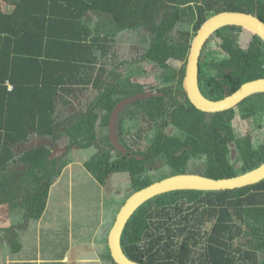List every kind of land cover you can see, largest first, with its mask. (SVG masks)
Masks as SVG:
<instances>
[{
  "label": "trees",
  "instance_id": "trees-1",
  "mask_svg": "<svg viewBox=\"0 0 264 264\" xmlns=\"http://www.w3.org/2000/svg\"><path fill=\"white\" fill-rule=\"evenodd\" d=\"M3 1L0 205L9 203L12 228L41 219L56 178L75 163V149L95 150L82 166L101 186L109 176L127 174L131 194L174 174L224 178L264 163V92L232 109L206 112L183 88L200 26L228 10L257 13L264 21V0H7L11 12L3 10ZM241 32V26L222 27L213 35L218 47L211 38L204 47L198 82L207 98L222 99L264 77V40L254 34L243 47ZM124 44L138 47V56L119 61ZM143 62L159 68L152 83L144 81L152 76ZM148 88L161 94L128 105L120 115L118 135L132 156L125 155L110 141L111 113L121 100ZM84 90L94 94L85 108L67 110ZM236 118L248 120L260 138L240 131ZM35 135L51 144L22 149ZM61 140L65 153L55 155ZM232 147L240 166L231 159ZM158 165L168 168L164 177L156 176ZM90 211L95 214L89 220L83 216L88 224L76 228L87 241L103 214ZM196 245L204 248L198 260ZM122 247L143 264H264V179L235 189L158 195L128 221ZM97 253L102 264H117L107 244Z\"/></svg>",
  "mask_w": 264,
  "mask_h": 264
},
{
  "label": "water",
  "instance_id": "water-1",
  "mask_svg": "<svg viewBox=\"0 0 264 264\" xmlns=\"http://www.w3.org/2000/svg\"><path fill=\"white\" fill-rule=\"evenodd\" d=\"M230 25L242 26L264 40V21L259 18L257 13L221 11L209 17L200 26L191 43L183 79V88L191 103L202 111L221 112L229 110L236 107L248 96L264 92V77H261L243 83L235 92L222 99L213 100L202 94L198 82L202 49L216 31ZM160 94L159 91H145L124 98L114 107L109 121V137L113 146L121 153L132 156V154H128V149L121 142L118 135V124L124 108L138 100ZM42 142L48 144L50 141L44 140ZM263 179L264 163L243 174L224 178H212L198 173L174 174L134 191L121 206L108 233L107 245L113 260L117 264H143L127 256L122 247V236L128 221L136 210L150 199L175 190L218 191L241 188L258 183Z\"/></svg>",
  "mask_w": 264,
  "mask_h": 264
},
{
  "label": "rangeland",
  "instance_id": "rangeland-1",
  "mask_svg": "<svg viewBox=\"0 0 264 264\" xmlns=\"http://www.w3.org/2000/svg\"><path fill=\"white\" fill-rule=\"evenodd\" d=\"M248 31L243 30L241 32V41L243 45L247 43L249 37L252 34L251 31ZM211 40L212 47L217 48V43L219 42L217 36H213ZM118 50L119 61L124 59L131 60V58L137 57L140 52V49L138 47L131 44L120 45L118 47ZM170 63L174 66H180L182 64L180 61L174 59H171ZM142 65L148 68V74L152 76L145 79L144 81L148 80L146 83H152L154 81V75L159 71L158 66H156L154 63L149 62H143ZM120 71H124V68L121 67ZM147 90L149 91L150 89L148 88ZM93 96L94 94H91V90H84L82 93H80V97H76L74 99L73 104L69 106L67 110H83L86 106L85 104L88 98ZM234 123L240 131L245 134H249L251 138H254L255 136L257 138H260V136H258V133L256 135V132L254 133L250 130L251 126L248 124V120H241L240 118H236L234 120ZM38 139L39 138L37 137H32L28 143L23 144V147L30 148L44 143L40 142V140ZM48 144H51V142H49ZM65 146L66 143H64L62 140L58 141V143L55 144V155H59L64 152ZM94 152L95 150L90 148L85 150L75 149L73 153V159L75 160V163L70 166L71 169H65L62 175L56 178L55 186L52 187L50 198L48 200L47 212L45 213L48 219L51 220V227L54 228L58 232V234L63 233V230H65V238L66 236H68L69 230H72V235L75 242L79 241L78 243H81L83 241H86L88 243V247L83 244L77 246L72 251V255L77 251V249L79 252L83 251V248L86 251V253L83 254V257L82 254H80L79 256L80 264H102L97 251L100 247L107 244L109 230L116 219L118 211L127 200L132 190L129 176L124 173L109 176L105 185H99L90 175V173H88L82 166L84 160L88 159L89 156H91ZM237 156V149L235 147H232L231 159L236 163V166H240L241 163L237 159ZM158 167H160V165H158ZM168 171L169 170L167 167H160L156 170L155 174L156 176H158V178L164 177L165 174L168 173ZM110 198L113 200H108ZM59 202L61 203L60 207L57 206ZM106 204L109 207L104 213L103 211L106 210L104 208ZM53 208L56 209L55 215L54 212H52ZM90 210L102 211L103 221L97 226L95 235L91 237L89 241H87L80 238L79 232L76 228H79L81 226L85 227V224H88V222L86 221V219H88V215L95 214V212H92ZM57 215L60 217L63 216L64 227L62 226L61 222L60 224H58L55 221V218H51L52 216ZM84 215L86 219L83 217ZM65 225L67 226V229H65ZM90 231L85 232V236H89ZM53 232L54 231L52 229L49 231V234L52 235Z\"/></svg>",
  "mask_w": 264,
  "mask_h": 264
},
{
  "label": "crops",
  "instance_id": "crops-1",
  "mask_svg": "<svg viewBox=\"0 0 264 264\" xmlns=\"http://www.w3.org/2000/svg\"><path fill=\"white\" fill-rule=\"evenodd\" d=\"M13 9L11 2L7 0L3 1L4 11L11 12ZM32 137L38 138L36 135ZM38 140H40V142L44 141V139L41 141L40 138ZM22 149H24L23 145ZM70 166L72 165L67 166V169H71ZM57 206L60 207L61 203L59 202ZM55 210V208L52 210L54 215ZM46 212L47 209L45 213ZM100 212L103 213L102 211ZM45 213L41 219L37 221H27L26 225L20 229L18 228V225L17 227L12 228V217L10 214L9 203L0 205V264H80L79 256L82 254L83 257V254L86 253V251L84 248L81 252L77 249L73 255L72 251L77 246L83 244L88 247V243L86 241L81 243H78L79 241L75 242L72 230H69L68 236L65 237L67 239H65L64 236H61L65 230H63V233L58 234V232L51 227V220L48 219ZM51 218H55V221L58 224L61 222L64 227V220L62 221L60 216H52ZM102 221L103 214L102 217H100V222ZM52 229L54 232L51 235L49 234V231ZM60 236L64 239H60ZM67 244L70 245V248L65 250ZM103 247L104 246L100 247L97 252ZM63 255L64 258H62Z\"/></svg>",
  "mask_w": 264,
  "mask_h": 264
},
{
  "label": "flooded vegetation",
  "instance_id": "flooded-vegetation-1",
  "mask_svg": "<svg viewBox=\"0 0 264 264\" xmlns=\"http://www.w3.org/2000/svg\"><path fill=\"white\" fill-rule=\"evenodd\" d=\"M233 26V25H232ZM236 26H238V25H236ZM242 27V26H241ZM243 30H247L248 31V29H246V28H244V27H242V31ZM249 32V31H248ZM214 35V34H213ZM239 36H240V38H239V42L242 44V41H241V33H239L238 34ZM253 36H254V34L252 33L251 34V36L249 37V39H248V41H247V43L246 44H242V46L243 47H248L249 46V44L251 43V41H252V39H253ZM210 38H213V36L212 37H210ZM210 38L208 39V41L210 40ZM218 39V38H217ZM219 40V39H218ZM207 41V42H208ZM207 42H206V44H207ZM206 44L204 45V47L206 46ZM204 47H203V49H204ZM203 49H202V51H203ZM200 59H201V57H200ZM199 73H200V70H199ZM119 138H120V136H119ZM63 153H65V151L64 152H62L61 154H59V155H62ZM65 169H67V167L65 168ZM68 170V169H67ZM108 179V178H107ZM107 181V180H106ZM104 185V184H103ZM53 186H55V184L53 185ZM51 189H52V187H51ZM50 194H51V190H50ZM204 252V248L202 247V246H200V245H196V260H198L199 258H201L202 257V253Z\"/></svg>",
  "mask_w": 264,
  "mask_h": 264
},
{
  "label": "built area",
  "instance_id": "built-area-1",
  "mask_svg": "<svg viewBox=\"0 0 264 264\" xmlns=\"http://www.w3.org/2000/svg\"><path fill=\"white\" fill-rule=\"evenodd\" d=\"M9 88L12 89V86L10 85Z\"/></svg>",
  "mask_w": 264,
  "mask_h": 264
},
{
  "label": "clouds",
  "instance_id": "clouds-1",
  "mask_svg": "<svg viewBox=\"0 0 264 264\" xmlns=\"http://www.w3.org/2000/svg\"><path fill=\"white\" fill-rule=\"evenodd\" d=\"M212 36H213V35H212ZM212 36H211V37H212ZM72 165H73V164H72ZM68 166H69V165H68Z\"/></svg>",
  "mask_w": 264,
  "mask_h": 264
}]
</instances>
